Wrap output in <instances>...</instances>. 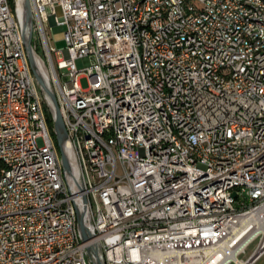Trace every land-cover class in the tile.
Wrapping results in <instances>:
<instances>
[{"label": "built area", "instance_id": "obj_1", "mask_svg": "<svg viewBox=\"0 0 264 264\" xmlns=\"http://www.w3.org/2000/svg\"><path fill=\"white\" fill-rule=\"evenodd\" d=\"M204 1L209 11L183 0H29L33 56L74 156L69 178L54 109L22 42L24 0H0V155L13 161V171L0 165V264H94L90 246L102 264H188L192 250L207 264L256 231L264 217V32L256 31L264 6ZM47 24L64 27V50L50 46ZM136 34L151 47L148 73L139 71ZM169 125L183 145L170 141ZM82 195L89 242L77 225ZM261 243L248 259L264 255Z\"/></svg>", "mask_w": 264, "mask_h": 264}, {"label": "bare ground", "instance_id": "obj_2", "mask_svg": "<svg viewBox=\"0 0 264 264\" xmlns=\"http://www.w3.org/2000/svg\"><path fill=\"white\" fill-rule=\"evenodd\" d=\"M191 5V11H209V4L204 0H183ZM256 3H261L264 6V0H251ZM261 19H264V11H261ZM256 31L264 32V22H256ZM136 46L138 47V63H139V71L140 73H148L150 70V54L151 47L146 41L144 34H136ZM238 51H245V44H238ZM35 62L40 72L42 73L45 80H47V73L42 65L41 61L35 57ZM254 60V52L245 53V61ZM149 92L150 93H158L157 83H149ZM175 104H167L166 105V113H174ZM169 133H170V141L174 142V145H183V138L180 133H178L177 125H169ZM259 148H264V139H259ZM65 153L71 163V166L75 170L74 156L69 147L65 148ZM0 165H2L5 171H13V161L10 156H1L0 155ZM252 218L256 219L255 216ZM249 219V218H247ZM246 219V220H247ZM257 229L256 231L250 233L247 237H245L241 242L237 243L235 248L231 250L222 249L221 258L223 260L220 261V257H216L207 264H226L228 262H234V264H246L245 261H241L238 259V255L245 247L246 243L250 240H253L256 236L262 235V245L264 244V217L257 219ZM225 253V257L223 255ZM209 254V253H208ZM207 254V255H208ZM217 255V254H216ZM215 255V256H216ZM261 255L258 260L262 257ZM168 264H175V262H168ZM188 264H201V252L199 250L188 251Z\"/></svg>", "mask_w": 264, "mask_h": 264}, {"label": "water", "instance_id": "obj_3", "mask_svg": "<svg viewBox=\"0 0 264 264\" xmlns=\"http://www.w3.org/2000/svg\"><path fill=\"white\" fill-rule=\"evenodd\" d=\"M32 15L29 0H24L23 5V31H22V42L25 48L27 61L32 75L34 76L36 82L45 93L49 99L53 109H54V121H53V135L56 143V147L59 153V158L61 162V168L64 175L69 178H73V169L71 163L65 153V142L67 138L66 129L63 124L61 112L57 104L56 98L52 90L47 85L43 75L41 74L39 68L36 65L32 47ZM234 196V195H233ZM87 214V198L85 195H82V204L80 211L77 212V225L83 242H89L92 240V234L87 229L85 225V216ZM87 252L89 255H92L95 259L94 264H102L98 251L95 246L87 247ZM257 254L252 255L246 262L250 264L257 259Z\"/></svg>", "mask_w": 264, "mask_h": 264}, {"label": "rangeland", "instance_id": "obj_4", "mask_svg": "<svg viewBox=\"0 0 264 264\" xmlns=\"http://www.w3.org/2000/svg\"><path fill=\"white\" fill-rule=\"evenodd\" d=\"M64 27L59 25H52L50 27L49 24L46 25V32L49 39V44L56 50H64L65 45L63 42V35H64ZM75 66L78 70L83 68V62L81 60L75 61ZM80 86L85 89L88 86V82L85 78L80 80ZM263 240L262 237H258L255 241L252 242L246 249L244 254L238 255V259L241 261H246L248 257L252 254L256 246ZM233 264V263H231ZM253 264H264V255Z\"/></svg>", "mask_w": 264, "mask_h": 264}]
</instances>
